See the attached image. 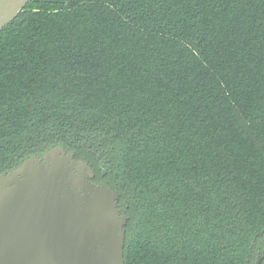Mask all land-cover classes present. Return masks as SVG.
Returning a JSON list of instances; mask_svg holds the SVG:
<instances>
[{
  "label": "trees",
  "instance_id": "1",
  "mask_svg": "<svg viewBox=\"0 0 264 264\" xmlns=\"http://www.w3.org/2000/svg\"><path fill=\"white\" fill-rule=\"evenodd\" d=\"M54 147L117 195L124 264H255L264 0H30L0 30V175Z\"/></svg>",
  "mask_w": 264,
  "mask_h": 264
},
{
  "label": "water",
  "instance_id": "2",
  "mask_svg": "<svg viewBox=\"0 0 264 264\" xmlns=\"http://www.w3.org/2000/svg\"><path fill=\"white\" fill-rule=\"evenodd\" d=\"M29 1L0 0V30ZM92 179L62 147L0 175V264H124L127 216Z\"/></svg>",
  "mask_w": 264,
  "mask_h": 264
},
{
  "label": "rangeland",
  "instance_id": "3",
  "mask_svg": "<svg viewBox=\"0 0 264 264\" xmlns=\"http://www.w3.org/2000/svg\"><path fill=\"white\" fill-rule=\"evenodd\" d=\"M44 1H57V2H63L64 0H44Z\"/></svg>",
  "mask_w": 264,
  "mask_h": 264
},
{
  "label": "flooded vegetation",
  "instance_id": "4",
  "mask_svg": "<svg viewBox=\"0 0 264 264\" xmlns=\"http://www.w3.org/2000/svg\"><path fill=\"white\" fill-rule=\"evenodd\" d=\"M3 175V174H2ZM263 256V255H262ZM260 256V257H262ZM260 264H264V258L261 260Z\"/></svg>",
  "mask_w": 264,
  "mask_h": 264
},
{
  "label": "crops",
  "instance_id": "5",
  "mask_svg": "<svg viewBox=\"0 0 264 264\" xmlns=\"http://www.w3.org/2000/svg\"><path fill=\"white\" fill-rule=\"evenodd\" d=\"M40 1H44V0H40Z\"/></svg>",
  "mask_w": 264,
  "mask_h": 264
}]
</instances>
